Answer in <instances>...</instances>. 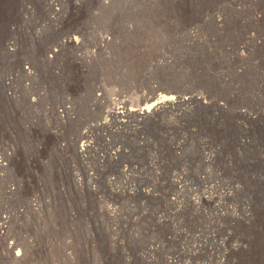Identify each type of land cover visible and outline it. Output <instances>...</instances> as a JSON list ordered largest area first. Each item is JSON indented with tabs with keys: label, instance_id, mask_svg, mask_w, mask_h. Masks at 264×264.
Instances as JSON below:
<instances>
[{
	"label": "rangeland",
	"instance_id": "rangeland-1",
	"mask_svg": "<svg viewBox=\"0 0 264 264\" xmlns=\"http://www.w3.org/2000/svg\"><path fill=\"white\" fill-rule=\"evenodd\" d=\"M0 264H264V0H0Z\"/></svg>",
	"mask_w": 264,
	"mask_h": 264
},
{
	"label": "bare ground",
	"instance_id": "bare-ground-1",
	"mask_svg": "<svg viewBox=\"0 0 264 264\" xmlns=\"http://www.w3.org/2000/svg\"><path fill=\"white\" fill-rule=\"evenodd\" d=\"M163 101H169V100H172L175 98L174 95H171L170 92L168 93V95L166 96H162L161 97ZM178 99H180L181 101L184 100V97H181L179 96ZM157 103H152L150 105H146L142 108H139V109H129V110H126V111H117V112H114L115 114H118L119 117H124L126 114H135L137 115L138 117H141V118H146V117H150L152 114L155 113L156 111V105Z\"/></svg>",
	"mask_w": 264,
	"mask_h": 264
}]
</instances>
